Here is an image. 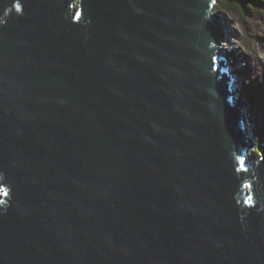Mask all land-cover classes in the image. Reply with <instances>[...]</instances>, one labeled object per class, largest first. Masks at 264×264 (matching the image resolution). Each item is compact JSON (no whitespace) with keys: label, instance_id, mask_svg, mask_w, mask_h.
Instances as JSON below:
<instances>
[{"label":"water","instance_id":"1","mask_svg":"<svg viewBox=\"0 0 264 264\" xmlns=\"http://www.w3.org/2000/svg\"><path fill=\"white\" fill-rule=\"evenodd\" d=\"M217 1L0 0V264H264Z\"/></svg>","mask_w":264,"mask_h":264},{"label":"rangeland","instance_id":"2","mask_svg":"<svg viewBox=\"0 0 264 264\" xmlns=\"http://www.w3.org/2000/svg\"><path fill=\"white\" fill-rule=\"evenodd\" d=\"M219 5L217 1L216 9ZM223 20L225 38L219 51L227 62L228 75L235 80L237 100L245 104V134L249 138L248 161L257 165L264 145V104L260 109L252 110L246 101L248 98L241 91L242 83L259 81L264 89V11H257L246 18L244 24L239 14H220ZM227 28V29H226ZM234 75V76H233Z\"/></svg>","mask_w":264,"mask_h":264},{"label":"trees","instance_id":"3","mask_svg":"<svg viewBox=\"0 0 264 264\" xmlns=\"http://www.w3.org/2000/svg\"><path fill=\"white\" fill-rule=\"evenodd\" d=\"M218 2L217 13L239 14L243 24L246 18L252 16L255 12L264 11V0H218ZM240 89L247 96L252 110L262 107L264 104V89L258 80L242 83Z\"/></svg>","mask_w":264,"mask_h":264},{"label":"bare ground","instance_id":"4","mask_svg":"<svg viewBox=\"0 0 264 264\" xmlns=\"http://www.w3.org/2000/svg\"><path fill=\"white\" fill-rule=\"evenodd\" d=\"M221 23H222V25L224 26V24H223V20H222V18H221ZM227 29V28H226ZM234 76V75H233ZM234 78H235V80L233 81V88H234V90L236 91V84L238 83V80H237V77H235L234 76ZM246 101H248V100H246ZM249 104V103H248Z\"/></svg>","mask_w":264,"mask_h":264}]
</instances>
